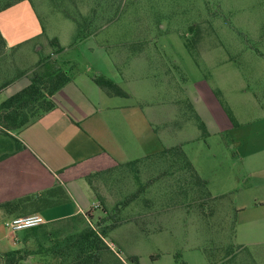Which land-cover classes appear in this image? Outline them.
I'll return each instance as SVG.
<instances>
[{"label":"rangeland","instance_id":"1","mask_svg":"<svg viewBox=\"0 0 264 264\" xmlns=\"http://www.w3.org/2000/svg\"><path fill=\"white\" fill-rule=\"evenodd\" d=\"M26 1L42 31L12 45L3 36L0 84L31 74L50 51L62 66L76 62L72 76L86 62L97 66L85 46L101 47L106 77L127 92L120 99L138 105L158 146L179 144L206 180L175 149L161 154L163 145L87 173L94 201L83 222L112 223L103 264L113 253L124 264H135L132 254L137 264H264V0ZM0 24L8 41L37 28L24 5ZM42 101L25 111L36 114ZM8 130L0 141L20 134ZM83 222L43 223L63 237ZM21 234L0 215L1 249L20 247Z\"/></svg>","mask_w":264,"mask_h":264},{"label":"crops","instance_id":"2","mask_svg":"<svg viewBox=\"0 0 264 264\" xmlns=\"http://www.w3.org/2000/svg\"><path fill=\"white\" fill-rule=\"evenodd\" d=\"M20 5H24L36 20L37 28L34 33L8 41L0 24L8 45L28 41L42 31L29 1L20 0L0 10V15ZM100 48L85 46V53L93 55L94 51L97 52V66L86 62L58 87L52 94L54 107L16 127L19 136L14 134V139L0 141V202H12L8 208L0 206L2 220L15 215L40 214L38 205L43 208L42 212L48 213L46 221L85 212L94 201L87 173L113 162L144 157L162 145L166 147L154 142L150 123L138 105L120 99L123 95L106 92L94 81L95 75L107 76L103 70L104 56L100 58L98 53ZM47 53V59L59 64L54 52ZM36 57L32 56V60ZM71 63L70 68L76 64L75 61ZM59 65L68 73L71 70L67 64ZM30 75L25 71L0 84L2 100L27 85ZM37 199L44 202L37 204ZM27 203L33 205L25 206ZM16 238L22 243L21 237Z\"/></svg>","mask_w":264,"mask_h":264},{"label":"trees","instance_id":"3","mask_svg":"<svg viewBox=\"0 0 264 264\" xmlns=\"http://www.w3.org/2000/svg\"><path fill=\"white\" fill-rule=\"evenodd\" d=\"M18 1L20 0H0V10ZM0 41L2 44L5 43L1 31ZM50 43L57 45V49H61L57 37H52ZM38 64V68L33 70L30 75V82L0 102V129L2 131L7 132L8 129L22 126L37 117L41 112L54 107L52 94L70 78L66 69L51 58L43 59ZM93 79L108 93L127 94L115 81L102 74L95 75ZM40 99L43 101L35 112L36 114H34V111H25V107L31 101ZM172 149H175L184 157L197 180L206 186V180L198 175L179 144L164 147L160 150V153L165 154ZM11 204V201L0 202V206L3 208H8ZM70 216L78 218L81 222L84 221L80 212ZM105 218L102 217L96 225L83 222L84 225L63 237H55L49 229L48 223L24 228L22 229V245L20 247L0 250V264H103V254L108 252L105 250L109 249L108 244L104 241V235L112 226V223L103 224ZM129 258L137 264L138 257L136 254L130 255ZM112 259L113 262H109V264H124L119 256L114 253Z\"/></svg>","mask_w":264,"mask_h":264},{"label":"built area","instance_id":"4","mask_svg":"<svg viewBox=\"0 0 264 264\" xmlns=\"http://www.w3.org/2000/svg\"><path fill=\"white\" fill-rule=\"evenodd\" d=\"M45 219L39 213H29L23 215H15L4 220L6 226L12 230L24 229L43 223Z\"/></svg>","mask_w":264,"mask_h":264}]
</instances>
